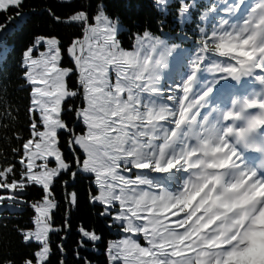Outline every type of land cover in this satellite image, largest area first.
I'll return each mask as SVG.
<instances>
[{"label":"snow or ice","instance_id":"snow-or-ice-1","mask_svg":"<svg viewBox=\"0 0 264 264\" xmlns=\"http://www.w3.org/2000/svg\"><path fill=\"white\" fill-rule=\"evenodd\" d=\"M138 6L0 0V264H264V0Z\"/></svg>","mask_w":264,"mask_h":264},{"label":"trees","instance_id":"trees-1","mask_svg":"<svg viewBox=\"0 0 264 264\" xmlns=\"http://www.w3.org/2000/svg\"><path fill=\"white\" fill-rule=\"evenodd\" d=\"M111 2H112L113 5L117 6L118 11H123L126 14H128L132 21H136L138 16L146 18L144 16L143 10L138 6L139 3H140V0H111ZM144 2L146 3V0H144ZM128 3H132V4L136 5V7H133V8H121L120 7V6L128 4ZM33 22L37 26H39V21L38 20H35ZM29 27H31V24H29ZM24 35H25V32L21 31V32H18L17 34H15L14 36L9 38V45L11 47H13L14 49H16L14 55L12 56V58L9 61V69H11L12 65L16 62V59L19 56V48L23 44ZM17 96L26 97V94L17 93ZM109 238H115V237L112 236V237H109Z\"/></svg>","mask_w":264,"mask_h":264},{"label":"clouds","instance_id":"clouds-1","mask_svg":"<svg viewBox=\"0 0 264 264\" xmlns=\"http://www.w3.org/2000/svg\"><path fill=\"white\" fill-rule=\"evenodd\" d=\"M257 99H258L257 97H251L250 98L249 96L237 97L236 98L237 108H239L240 106H242V105H244L246 103H249L250 104L253 101H256ZM254 134L256 135V137H264V132H262L259 127H257L256 129H254ZM256 146H257L258 149L264 148V144L256 143Z\"/></svg>","mask_w":264,"mask_h":264}]
</instances>
